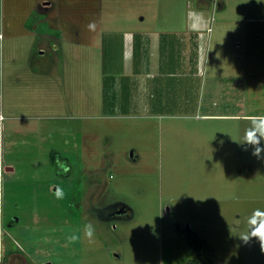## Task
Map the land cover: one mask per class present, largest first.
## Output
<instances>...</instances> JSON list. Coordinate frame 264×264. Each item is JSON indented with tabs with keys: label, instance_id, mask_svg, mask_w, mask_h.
<instances>
[{
	"label": "rangeland",
	"instance_id": "rangeland-1",
	"mask_svg": "<svg viewBox=\"0 0 264 264\" xmlns=\"http://www.w3.org/2000/svg\"><path fill=\"white\" fill-rule=\"evenodd\" d=\"M210 2L203 92L193 112L104 111L105 36L93 31L89 47L78 44L81 56L59 43L74 66V97L70 84L52 99L18 97L28 109L4 114L1 154L16 171L1 165L0 264H20L3 258L6 242L27 264H187L195 256L188 229L211 246L203 255L209 264H264V2ZM121 5L91 0L101 9L90 18L93 29L128 19L131 3ZM44 45L47 56L60 55ZM213 70L223 78L213 79ZM237 113L248 118H201ZM88 222L93 243L83 234Z\"/></svg>",
	"mask_w": 264,
	"mask_h": 264
},
{
	"label": "crops",
	"instance_id": "crops-1",
	"mask_svg": "<svg viewBox=\"0 0 264 264\" xmlns=\"http://www.w3.org/2000/svg\"><path fill=\"white\" fill-rule=\"evenodd\" d=\"M7 1L8 5L3 0L0 8V113L5 118L0 120V166L3 164L4 171L10 174L16 171L14 162L1 154L6 130L4 114L24 105L28 109L26 102L16 101L18 97H36L45 92L52 99L60 96L61 89L70 84L74 97V66L70 67L73 63L64 59L60 46L65 47V41L81 56L78 44L89 47L93 31L105 36L102 44L109 73L103 84L104 111L110 114L137 112L152 118L188 113L190 109L193 112L198 108V104L193 103L203 92L206 49L213 23L207 15L210 0H151L150 7L144 6L146 0H119L121 6L131 3V16L101 29L92 27L90 18L101 15V9L92 7L91 0H58L59 6L54 10L47 0ZM44 41L51 42V47L61 56H47ZM82 53L89 54L84 50ZM212 76L213 79L223 78L217 70H213ZM5 87L14 104L5 100ZM70 97L69 93V106L74 107V98ZM62 105L69 107L67 102ZM30 108L33 112L37 110ZM11 116L9 119L14 118V114ZM212 117L248 118L241 113L201 116L202 119ZM2 250L3 258L13 257L20 264H27L9 242L3 243Z\"/></svg>",
	"mask_w": 264,
	"mask_h": 264
},
{
	"label": "trees",
	"instance_id": "trees-1",
	"mask_svg": "<svg viewBox=\"0 0 264 264\" xmlns=\"http://www.w3.org/2000/svg\"><path fill=\"white\" fill-rule=\"evenodd\" d=\"M186 240L189 247L195 251V256L187 264H209L207 260L203 259V255L211 250L208 242L192 229L187 230Z\"/></svg>",
	"mask_w": 264,
	"mask_h": 264
},
{
	"label": "clouds",
	"instance_id": "clouds-1",
	"mask_svg": "<svg viewBox=\"0 0 264 264\" xmlns=\"http://www.w3.org/2000/svg\"><path fill=\"white\" fill-rule=\"evenodd\" d=\"M257 2L262 3V2H264V0H257ZM249 142L253 143L252 141H249ZM62 195H63L62 192L57 191V193H56L57 198H62ZM95 231H96L95 226L91 222L84 224V226H83L84 238H86L89 243L94 242ZM79 239H80V237L77 235H70L68 237V240L70 242H75L76 240H79Z\"/></svg>",
	"mask_w": 264,
	"mask_h": 264
},
{
	"label": "built area",
	"instance_id": "built-area-1",
	"mask_svg": "<svg viewBox=\"0 0 264 264\" xmlns=\"http://www.w3.org/2000/svg\"><path fill=\"white\" fill-rule=\"evenodd\" d=\"M210 30H212V29H210ZM2 35H0V37H1ZM0 120L2 121V120H4V116H3V114L2 113H0ZM2 176V167L0 166V177Z\"/></svg>",
	"mask_w": 264,
	"mask_h": 264
},
{
	"label": "flooded vegetation",
	"instance_id": "flooded-vegetation-1",
	"mask_svg": "<svg viewBox=\"0 0 264 264\" xmlns=\"http://www.w3.org/2000/svg\"><path fill=\"white\" fill-rule=\"evenodd\" d=\"M123 213V212H122Z\"/></svg>",
	"mask_w": 264,
	"mask_h": 264
}]
</instances>
